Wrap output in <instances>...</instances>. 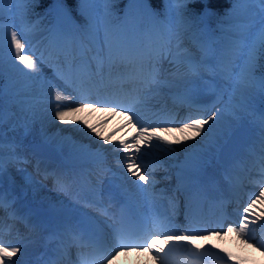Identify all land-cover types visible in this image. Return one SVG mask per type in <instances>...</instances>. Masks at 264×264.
<instances>
[{
  "label": "snow or ice",
  "instance_id": "6c2138e0",
  "mask_svg": "<svg viewBox=\"0 0 264 264\" xmlns=\"http://www.w3.org/2000/svg\"><path fill=\"white\" fill-rule=\"evenodd\" d=\"M39 2L40 0H0V21L3 20L6 12L11 16L17 5ZM115 2L117 0H76L77 15H74L68 0H54L55 23L47 30V45L44 50H33L25 30L11 24L10 31H6L3 23H0V211L5 207L2 179L3 129L6 116L10 119L15 115L21 126L28 130L29 121L35 119L38 114L37 105L44 102L49 105L52 103L50 95L52 90L56 92L55 120L61 123L79 121L104 144L113 143V151L121 154L122 168L126 169L127 175L141 182L136 184V187L145 192H149L156 184L154 172L145 174L147 169L142 171L144 165L138 162L142 161L147 149L158 148L168 155L177 151L175 145L184 144L186 149H191L185 161L179 165L176 193H180L186 183L191 184L192 187L198 186L201 172L224 151L230 141L233 130L218 127L222 119V110L215 105L211 110L196 109L198 115H189L181 121H177L175 117L162 118L164 124L177 125L173 127L145 124L138 110L125 102L120 94L104 96L96 100L88 99V90L84 87L85 77L95 86L97 82L100 84L105 82L107 73L113 82H138L142 88L151 92L161 87L158 76L160 64L164 60L176 66V73L179 74L178 65L182 61L169 59L172 55L169 47L173 38L171 30L165 32L163 29L156 30L155 27L144 28L140 24H130V17L137 13H144L150 17L167 16L170 14L167 6L174 5L182 22H187L191 28L200 29L203 20L212 14L211 9L198 11L190 8L194 0H164V13L152 8V0H126L124 15L118 18L119 25L113 26L111 21L102 23L94 5L103 3L107 6ZM249 2L264 5V0H249ZM261 10L264 12V8ZM258 24L259 28L254 34L239 33L235 37H229L228 45L219 51L210 45L206 47L201 44L203 57L197 59L189 56L186 63L188 75L178 81H169V87L183 83L185 89L190 90L195 87L196 81L204 79L205 72H208L209 75L219 76L222 80L233 81V93H240L237 108L246 106L248 97L245 92L250 89H255L264 96V72L259 77L256 76L257 68L264 69V64L259 63L264 60V15L260 17ZM175 35L179 39V34ZM236 44H243L246 48L242 53L243 62L240 64L236 63V57L241 55V49L233 46ZM213 59L215 63H212ZM44 66L51 69V77L44 74ZM114 68L122 70H118L113 77ZM37 88L43 100L33 97L32 92ZM68 89L81 96L78 106L69 107L63 103L66 99H72L63 94ZM184 99L191 102L192 97L185 95ZM189 107L191 109V103ZM101 108L113 116L119 110L120 115L127 117L126 124L104 135L98 130L100 125L90 124L81 115L85 111H99ZM13 109L16 111L14 112ZM107 122L108 119H105L102 123L107 124ZM128 126L135 127L137 131L127 139L112 141L111 138L116 136L117 132L123 131ZM154 141L158 143H153ZM190 141L195 143L189 144ZM258 147L261 157H264V117L259 128ZM10 148L15 153L14 145H10ZM16 158L20 162H26L19 156ZM77 158L83 157L77 153ZM258 202L264 203V181L261 182L258 192L250 197L247 205L243 207L239 218L233 223L218 225V230L192 227L194 213L190 202L186 201L185 219L189 223L183 227V230L175 223L174 215L169 216L159 212L146 215L135 227H129L123 215L119 221L112 216L98 220L80 210L75 222L72 219L62 221L53 236L58 238L61 248L65 234H69L78 247L91 249L90 252L79 256V264H114V260L122 254L127 255L133 250L139 253L144 249L152 254V258L158 264H185V262L196 264L212 249H216V252L211 254H223L220 258L224 260V264H228L232 260L231 252H226L223 247L217 249L215 244L201 246L194 243L193 238L216 235L223 240L228 234L236 233L248 243L249 227L257 223L254 210ZM169 203L174 209L179 207V199L176 196L170 198ZM91 205L98 206L100 201L94 200ZM7 206L12 209L10 215H15L14 201L10 200ZM107 211L104 209L102 214L106 215ZM261 217H264V210H261ZM2 219L0 217V221ZM253 246H256L254 241ZM258 250H264V244L259 245ZM181 251L186 252L187 255L178 256L177 253ZM18 254H22L19 246H11L0 240V264H15L12 258ZM189 257L192 259L190 260ZM47 264H61V261L59 258H52ZM123 264H136V262L132 259ZM252 264H255V261ZM261 264H264V261Z\"/></svg>",
  "mask_w": 264,
  "mask_h": 264
},
{
  "label": "bare ground",
  "instance_id": "6f19581e",
  "mask_svg": "<svg viewBox=\"0 0 264 264\" xmlns=\"http://www.w3.org/2000/svg\"><path fill=\"white\" fill-rule=\"evenodd\" d=\"M144 27V26H143ZM145 28V27H144ZM147 28H153L152 25H149ZM198 40L200 39L201 44L204 45H210L211 43L208 42L209 35L206 33L201 34L199 37H197ZM212 47V46H211ZM171 56L169 59H176L178 61H182L179 63V74L176 73V66H172L168 63V60H164L162 62V67L160 68V75L162 76L161 81V87H169L168 82L174 81V80H168V79H182L185 78L187 73L186 63L189 56L195 57L197 59H200L203 57V53L201 49L199 50L197 47L196 49H189L185 44H180L179 46H175L171 49ZM213 61V60H212ZM215 62V61H213ZM118 68H114L113 71V77L115 76V73L118 71ZM43 72L46 76L51 77V69L47 66L43 67ZM15 76V75H14ZM182 83L177 84L175 87H169L171 89H180ZM205 86L209 87L211 86L210 83L205 84ZM205 86H201L198 89V92L205 94ZM84 87L88 90L87 96L91 98V100L99 99L100 97V91L102 88L104 91L109 92L111 94H120L121 98L125 100L126 97H130L129 95L125 96L126 92V86L125 81H115L111 80L107 73L105 75V82L103 84H93L89 83L87 81V77L84 79ZM101 89V90H100ZM159 88H157L158 90ZM246 91V93H248ZM75 93L73 90L68 89L67 91H64L63 94L67 97H72V99H66L63 101L64 104H66L69 107H76L79 105L80 100L75 96ZM239 93V92H238ZM245 93V94H246ZM55 90H52L51 100L52 103L49 105L46 102L43 104L37 105V111L38 114L36 115L35 119L29 121V127L28 129L31 130V134L35 133H41L40 136L48 140L50 143L56 144L60 151L64 153V158L68 160V162H62L59 170V174L57 173L56 177L53 179L49 177L47 174L42 175L41 171L43 169V164L40 160L37 158L31 157L29 159V164L34 168L36 172L39 173V177L47 180L51 184L54 185L56 188L55 190L63 191V192H69L73 186H76L77 189L81 191V194L87 196V198H101L107 196L108 193H112L113 191L117 190L116 186L119 185L121 187H125L127 190H133L136 189L141 193L145 200V204L143 208L148 209L149 205L157 200H159V196L156 195L153 191L154 188H157L162 182H165V184L168 186L170 185V180H162V182L156 181L155 187L151 189L149 192L143 191L141 188L136 187V184H140V181L135 180V177H131L127 175L126 169L122 168V165L120 163L122 157L121 154L114 152V144H101L102 140H93L94 135L89 132L87 127H85L82 123L79 121H76L74 123H61L59 121L55 120ZM207 93L206 96L211 95ZM33 97L43 100L42 97H40V93L38 88L34 89L32 92ZM80 96V95H79ZM252 99V96H247ZM163 102L158 101V106H171L172 104L169 102ZM208 105L209 108L212 109V105ZM44 109V110H41ZM210 109V110H211ZM222 110V109H221ZM146 113V115H142L141 117H145L147 115H151L153 111H155L154 105H151L148 109L142 110ZM223 113V112H222ZM84 118H86L90 124L96 125L99 122V119L103 117L101 114V111H85L81 114ZM191 115L189 112L181 115L184 119ZM195 115V114H193ZM6 118H8L6 116ZM117 118V117H116ZM114 118V121L116 120ZM144 119V120H143ZM142 121L146 124L149 122V118H143ZM153 119V118H152ZM127 120L125 121H119L118 123H114L112 125V128L109 130H106L103 132L104 135H108L110 132H112L114 129L120 127L121 125L125 124ZM166 126H177L175 124L172 125H166ZM218 127H224L229 128L225 124V118L222 114V119L218 123ZM137 129L132 126H128L123 131H121L119 134L117 133L116 136L113 137V141H116L120 138L127 139L128 137H131ZM258 136L257 133L254 137V144L253 146L248 147L243 154V157L241 160H236L232 162L231 164V170H227L222 164L216 162L215 159L212 160V163L206 166L204 170L201 172L200 176L201 179L207 178V184L213 188L218 187L219 185L222 187H225L226 194L230 198L228 201L222 204V208L220 210L212 212L210 210L209 212L212 213H206L205 216L211 217L214 219H225L227 214H232L233 209L237 210L238 217L243 211V207L247 205L249 202L250 197L254 196V192L252 191L250 184H247V182L253 177L251 176V170H249V166L252 164V161L256 159L260 152L258 147ZM115 137H118L116 139ZM95 138V137H94ZM93 142H97L98 144L95 146ZM158 143V142H153ZM195 141H190L189 144H193ZM177 151L175 152L176 155H174V161H176V167L179 168V165H181L185 161V157L188 154L191 149H186L184 144L175 145L174 146ZM162 153V151L158 148H151L146 150V154H150L152 156V160L154 163L153 170L149 171L146 167V163H143L144 169H147L148 172H154L160 173V168L164 167L166 170H170L169 163L167 161H164L163 158H159L158 155H155V152ZM77 153H79L83 158H77ZM92 153H98V156H92L90 154ZM178 154V155H177ZM162 155H164L162 153ZM93 160L97 161V164L95 166H91V162ZM73 164V166H81V167H90L83 168L82 174H85L87 171L96 170L95 172L97 175L104 174V177L108 179V183L99 184V187L96 190H89L83 185L80 184V173L73 170L69 172V179L64 178L63 170L64 165ZM58 164H54V166H57ZM152 167V166H150ZM180 169V168H179ZM101 171H104L105 173H101ZM171 174V170L169 171ZM26 174H29L26 170L23 168H4V174L3 179L5 177H10L11 180L14 179H25L29 180L25 182V186L22 188L21 191L26 190L31 196V201L33 203H30L31 208L34 209V211H30V216L36 218V220L30 221L32 222L30 225H37L38 219H41L42 221H48L49 225L40 223V226H35L37 229V232L40 235H43L45 233L51 234L54 230V227L56 225H59L62 221H67L69 219L74 218V220L77 218V213L73 211V209H79L86 212L89 216H92L98 220H105L106 218L104 216H99L97 213L103 212L104 207L100 208L97 206L85 205V204H77L76 199H68L65 196H58L56 192H51L46 189V187H49L45 182H42L39 180L38 177H35L32 173V177L28 176ZM170 174V175H171ZM76 178H75V176ZM159 175H162L160 173ZM59 176V179L57 177ZM173 176V174H172ZM213 176L214 178H211ZM160 178H163V176H158ZM168 177V176H166ZM170 177V176H169ZM228 177V178H227ZM233 178L234 182H231L230 179ZM135 181V183H133ZM199 181V183H200ZM198 183V184H199ZM236 183H239L242 189L240 190L238 186H236V190L240 193V199L237 200L233 196L232 190H234V185ZM158 184V185H157ZM52 187V186H51ZM146 187V186H145ZM71 188V189H70ZM57 190V191H58ZM236 192V193H238ZM102 193V195H101ZM173 196H176L179 199V196L173 192H170V194L167 195V202L169 206V211L171 213V216H176L177 211L180 209V206L182 205L181 199H179V207L173 208V206L169 203V199ZM39 199V204L34 203V198ZM104 206V205H103ZM28 207V206H27ZM22 208V214L25 208L23 207L21 201L17 198L14 203V209H15V216L17 219L21 213ZM261 210H264V203H257L256 208L254 210L255 216L257 217V223L254 225H250L248 230V237L249 242L245 243L243 237H238L236 233H230L227 236L224 237V239H220L218 236L215 235L216 242H212V236L205 237L203 241H200V239L197 237L193 238V242L196 244H199L201 246H206L208 244H215L217 246V249L220 247H223L226 252H231L232 254V260L229 261V264H252L253 261H255V264H261L262 261H264V250H258L259 245L264 244V241L255 242L256 246H253L252 238L255 236H259L260 234H264V224H261L259 221L264 222V217H261ZM12 209H10V212ZM66 212H69V215H67ZM97 212V213H94ZM29 216V217H30ZM29 221V219H28ZM16 224H19L18 221H13ZM187 226L188 223L185 222ZM225 223H233V221H230L228 218H226ZM0 227V237H13L15 235L24 234L26 231H29V226L24 225L22 223L23 228L18 231V233L13 234L12 231L8 228V224L4 221L1 222ZM2 228H6V232L2 231ZM215 229L218 230V226L215 227ZM183 230V227L181 228ZM8 234V235H6ZM39 234H30L29 236H26L27 239L18 240L17 244L14 245V242L11 240H7L6 244H11V246H19L22 250V254H18L16 256V262L15 264H32L35 260L34 256V249H36L37 246L41 244V236ZM204 237V236H201ZM49 239V238H48ZM233 243L235 247L225 245V242ZM253 251V252H252ZM216 249H212L211 252L208 255H205L203 257V264H205V257L206 256H215L211 253H215ZM185 253V252H184ZM183 254V251L177 253V255ZM222 256L223 254H217ZM227 259V257H225ZM134 259L136 264H158L156 260L152 258V254H150L147 249H144L142 252L137 253L135 250H133L131 253H128L127 255L122 254L121 257H118L116 260H114V264H123V262L129 261ZM143 260L144 263L142 262ZM224 260H222L223 263ZM200 262V259L196 262ZM187 264V262L185 263ZM212 264V263H211Z\"/></svg>",
  "mask_w": 264,
  "mask_h": 264
},
{
  "label": "rangeland",
  "instance_id": "374dc122",
  "mask_svg": "<svg viewBox=\"0 0 264 264\" xmlns=\"http://www.w3.org/2000/svg\"><path fill=\"white\" fill-rule=\"evenodd\" d=\"M234 4L235 5L232 6L233 15L227 18L226 23L224 24L223 23L216 24V22L207 23L206 25L208 26V28L206 26L200 30L197 29V30H193L190 32H186V33H183V32L185 31L186 27L189 26L188 23L182 22V20L178 18L177 9L174 5H168L167 7L170 9V14L167 16L162 15L163 19H162L161 26L165 32H167L169 29L171 30L172 35H173V38L171 40L172 46H178L184 43L189 49L191 48L196 49V47L199 44L197 42L198 41L197 37H199V35L203 34L204 32L211 34L210 33L211 31L217 37V38H214L213 35L211 36L212 39L210 40V42L213 44L212 48L219 51L228 45L229 37H235L239 33L254 34L259 28L258 20L260 19L262 15H264V12H262L261 10L262 8H264V5H260L259 3L249 2V0H235ZM94 7L98 10V15L101 19V22L102 23L105 22L106 15L108 13V9L106 11V5L103 3H99V4L94 5ZM25 8L26 7L24 6V4L15 6V9L12 15L10 16L6 12L3 20L0 21V23H3L6 31H10L9 25L11 24L16 25L17 28L23 29L26 32L33 31L32 34L28 33V36H27V39L30 42H32L33 40H35V38L39 36L38 33L40 29H37V30L35 29L42 26L43 24L42 21H44L45 19L41 18L39 21H34V20L27 21L28 12L26 11ZM164 11L165 9L163 10V13ZM116 17H117V9L115 7H110V14L107 15V21H111L113 23L116 21ZM155 18L156 17H150L148 15H145L144 13H142L139 16V13H137L133 17L129 18V23L130 24L131 23H136V24L141 23L143 26H145V28H147V26L150 24V21L151 20L153 21ZM119 24L120 22L115 24V26ZM154 27L156 30H158L156 27V24H154ZM177 33L179 34V39L176 38L175 34ZM42 39H40L39 41H35L34 44L32 43L33 50L40 49L39 43L42 42ZM233 46L239 47L241 49V55H238L236 57V63L240 64L243 62L242 53L243 51H246V48H244L243 44H236ZM259 63H262V62L259 61ZM161 65L163 64L161 63ZM262 72H264V69L257 68L256 76L259 77ZM161 77L162 76L159 73L158 79H161ZM168 80L178 81L180 79L173 78V79H168ZM198 81L201 83L200 84L201 86L203 85L205 86V84L209 82L213 84V89H215L217 92V95H216L217 99L214 100V105L217 108L222 109V112H223L222 114L225 118V124L229 128L233 130L234 128L239 126L241 122L246 121L249 124V126L253 129L254 133L259 132L261 120H262V117H264V96H262L257 90L250 89L248 93L245 92L246 93L245 95L252 96V99L248 97V100L246 101V106L244 108H237L236 105L239 103L240 93L238 92L233 93V90H232L233 81L222 80L219 76L209 75L208 72H205L204 79L198 80ZM206 88L207 86H205V89ZM152 92L153 91L148 92L147 89L141 88L134 97L128 99L127 103L133 105L138 110V112H140L141 110L148 108V106H145V107L142 106L144 102H146L147 105L155 104L152 98L153 95L158 100H162L161 97H163L164 92L162 91L161 88L159 89L157 94L155 93L153 94ZM13 111L15 112L16 109H13ZM100 111L103 117H102V120L98 122L96 125L101 126L98 130L102 132L111 129L112 125L115 122L118 123L119 121H123L127 119L126 116L119 114V110L117 114L114 116L108 112H105L103 109H101ZM152 115H153L152 117H154V120L150 121L149 124H154L153 122L156 120L154 112L152 113ZM106 116H110L111 118L108 119L107 124H103L102 122L105 120ZM163 117H172V116L165 115ZM114 118H116L115 121H114ZM156 126L158 125L156 124ZM3 130H4V137H3L4 168H12V169L13 168L14 169L23 168L24 170H28L29 173L30 171L33 172L32 167L25 162H23V164L19 163L20 166L17 165L18 160L16 157L17 156L20 157V155L27 156L29 154L28 151H31L30 144L33 142L43 140V137L40 136L41 133L31 134V130L29 129L25 130L21 126V122L17 119L15 115L12 116L10 119L9 118L5 119ZM9 138L10 139L13 138L17 142V144L19 143V145L17 144L14 145L15 153H13V151L10 148L11 144H9L8 142ZM115 138L118 139V137H115ZM111 139L113 141V137ZM93 140H98V138L93 137ZM93 143L95 144V146L98 144L97 142H93ZM101 144H104L103 141ZM259 158H261L264 161V157H261V155L259 156ZM24 161H26V159H24ZM224 167L226 168L227 166L224 165ZM263 169H264V163L258 164L255 170L260 171ZM7 178H8L7 180L6 178L2 179V189L7 188V186H12L11 191L18 192L20 190V187L23 186L26 182L25 179L16 178L14 180H9L10 177H7ZM39 180L50 185L49 182L46 181L45 179L39 178ZM262 181H264V172L261 173L260 179L255 178L252 182H250L251 184H253V189L256 190V193L258 192ZM46 189L53 193L56 192L58 196L63 195L66 198H68V196L73 197L72 190H70L68 194H63L59 191H56L53 187H51V185L49 187H46ZM28 196L30 197V194H28ZM19 197H21V202L23 206L31 202V200L29 201L27 200L26 196L25 197L19 196ZM34 199H35L34 203L39 204L40 202L39 199H37L36 197ZM76 202H78L77 199H76ZM38 248L39 246H37L36 249H34L35 250L34 252H36ZM218 264H221V262H218Z\"/></svg>",
  "mask_w": 264,
  "mask_h": 264
},
{
  "label": "trees",
  "instance_id": "16d2710c",
  "mask_svg": "<svg viewBox=\"0 0 264 264\" xmlns=\"http://www.w3.org/2000/svg\"><path fill=\"white\" fill-rule=\"evenodd\" d=\"M51 1L52 0H40L38 4H30V14L36 18H39L44 15L48 19H50V17H52V14L48 13V7L51 5ZM68 2L69 5L72 7L73 11L76 13V0H68ZM230 4L231 0H194V4L190 5L189 7L198 11L203 9H211L212 14L208 16L209 20L211 19V22H216V24H219L222 23V19L228 15ZM125 5L126 0H117V2L109 4V6L111 7H118L120 11L123 10ZM152 5L155 7V10L160 13L162 12V10L165 9L164 0H152ZM178 17L180 20H182L179 12ZM189 29L195 28L189 27ZM261 62V64H264V60H261Z\"/></svg>",
  "mask_w": 264,
  "mask_h": 264
},
{
  "label": "water",
  "instance_id": "95a60500",
  "mask_svg": "<svg viewBox=\"0 0 264 264\" xmlns=\"http://www.w3.org/2000/svg\"><path fill=\"white\" fill-rule=\"evenodd\" d=\"M238 132V131H237ZM237 136V133H235L234 135H233V137L232 138H234V137H236ZM243 134H240L236 139H235V141H232L229 145H233L232 147H231V149L233 148V147H235V145H236V142L237 143H239L242 139H243ZM239 141V142H238ZM243 143H241V145H242ZM36 146H40V147H42V148H44V149H46L48 146H50V145H48L47 143H45V142H39V143H36ZM47 146V147H46ZM50 147H52V146H50Z\"/></svg>",
  "mask_w": 264,
  "mask_h": 264
}]
</instances>
